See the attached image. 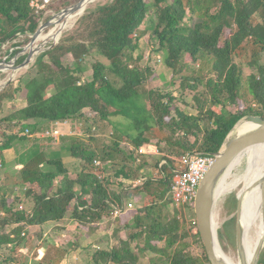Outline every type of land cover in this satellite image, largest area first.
<instances>
[{"label":"trees","instance_id":"16d2710c","mask_svg":"<svg viewBox=\"0 0 264 264\" xmlns=\"http://www.w3.org/2000/svg\"><path fill=\"white\" fill-rule=\"evenodd\" d=\"M30 1L0 0V46L17 35L34 34L38 29L42 14L37 15L30 8ZM78 1L56 0L46 11H61ZM215 6V11L211 12L208 6H200V0H108L92 10L86 8L88 14L80 19V23L87 22L91 29L85 38H61L54 49L41 53L34 63L36 75L22 86L25 105L2 119L10 123L21 122L24 130L30 120L64 122L78 117H99L109 121L112 116H123L122 105L135 102L140 95L138 88L145 80L144 73L139 67L131 66L126 56L137 47L136 40L149 8H155L157 23L154 34L159 48L165 51V65L174 69L183 57L193 63L208 58L212 62L213 73V77L205 83L209 89V101L212 105L226 102L227 105L238 106L236 112L228 114L217 112L213 109L215 106H210L205 111L211 121L210 127L205 129L200 127L198 118L195 120L182 112H177L178 119L169 125L173 131L183 132L175 143L178 151L166 155L162 165L160 161L155 164L162 176L160 179L147 178L142 185L133 188L136 193L143 191L147 197L164 198L170 202L173 205L172 217L164 220L165 215L158 206L155 209L144 205L124 210L122 191L110 190V183L101 176L104 173L101 164L111 154L103 150V156L99 157L97 150H88L73 138L68 153L83 163L77 178L68 176L60 158L45 159L41 154L30 156L21 172V186L27 184L24 198L33 202L32 209L28 212L15 210L13 199L6 196L0 198V250L22 242L28 227L60 222L68 213H71L78 228L92 229L98 221L118 209L120 213L116 219L119 226L133 227L135 231L129 233L128 239H119L118 246L109 251H96L92 256L94 264H210L196 222L191 229H180L185 217L176 216L183 210L173 204L170 190L163 197L162 186L169 182L170 189L172 182L184 171H178L179 166L175 165L180 164L182 156L216 153L241 118L247 115L264 118V66L259 63V56L264 53V0H216ZM188 13H191L190 17H187ZM42 34L43 31L38 36ZM247 44L252 53L247 65L256 72L249 74L245 83L258 109L242 103V69L234 61L247 50ZM28 49L29 46L26 51ZM16 54L17 51H14L11 56ZM65 55H70L76 62L86 55L96 57L91 79L80 83L75 75L80 68L74 70L64 66L62 60ZM24 60L22 56L16 61L22 63ZM148 96L149 101L153 99L152 93ZM7 98L11 100L12 95L4 91L0 93V103ZM151 108L159 111L162 118L157 121L150 113V119L133 121L136 134L128 137L136 150L148 148L151 136L146 134H151L155 126L161 127L168 120L169 107L155 101ZM32 133L34 129L24 135L2 132L0 157L15 141H25ZM131 154L128 156L132 159ZM97 157L99 165L94 164ZM41 162L48 169L39 168ZM132 172L131 169L125 171L123 166L116 174L130 179ZM77 185L79 193L75 189ZM135 200H139L137 196ZM190 207L193 209V205ZM236 207L237 200L232 195L227 199L225 209L232 213ZM235 221L236 217H233L228 224L233 225ZM12 224L16 228L7 233L6 228ZM143 234L144 244L141 247L135 245L138 250L135 252L131 243ZM189 237L193 243L187 240ZM193 244L201 246V253L191 251ZM145 254H149L146 262L140 259ZM1 261L0 256V264ZM48 263L60 264L58 259ZM257 264H264V252Z\"/></svg>","mask_w":264,"mask_h":264},{"label":"rangeland","instance_id":"374dc122","mask_svg":"<svg viewBox=\"0 0 264 264\" xmlns=\"http://www.w3.org/2000/svg\"><path fill=\"white\" fill-rule=\"evenodd\" d=\"M107 1L108 0H99L98 2L90 4L87 9L90 8V10H92L97 5L105 4ZM215 5L216 0H200V6H203V8L208 6L211 9V12L215 11ZM86 10L74 24H70L56 39L49 38L47 41L34 42V48H40L44 44L42 49H45L44 52H46L54 49V47L60 43L61 38L73 37L79 40L84 39L91 29L87 22L80 23V19L88 14V11ZM155 11V8H149L141 32L139 33V38L136 40L137 47L133 52H129L126 56V60L131 66L139 67L144 73L145 80L138 88L140 95L135 99V102L122 105L123 108L121 109V112L123 113V116H112L109 121H104L99 117H91L90 119H82L78 117L72 118V120H66V123H61L60 126L58 125L59 121L49 122L45 120H30L28 126H26V129L24 130L21 127V122L10 123L2 121V119L10 115L13 110L19 109L25 104L22 86L27 80L36 75L37 68L34 66V63L36 58L43 53L41 52L34 55L31 63L26 67L18 70H12L10 68L0 70V93L4 91L5 93L12 95L11 100L7 98L0 103V134L4 132L7 134L15 133L24 135L27 134L28 131L31 132L32 129H34V133L31 134L26 142L23 141L24 143H21L22 141H16L15 144L18 145H14V147L18 151H26L29 149L34 150L39 147L37 143L46 141L53 150L50 157L54 156V154H59L60 157H63L61 153H65L66 151L67 156L70 157L71 155L68 153V149L72 142L71 139L73 140V138H75L73 141L79 142L86 149L97 150L96 153H98L97 155L99 157L103 156V150H105L111 154V157L105 163L101 164V167L104 169V173H101V176L107 179L110 183L109 189L114 192L122 191L125 205L128 209L142 207L144 205L148 206V208L155 209L158 206L162 210V214L165 215L164 220H166L172 217L173 205L170 202L165 201L164 198L153 196L147 197L143 191L141 193H136L133 188L134 186L131 184L127 185L126 183H131L140 177L157 180L162 177L154 166L158 161H160V165H162L165 163L163 158L166 155H173V151H178L175 143L180 139L183 133L180 131H173L172 128L169 127V125H172L173 121L178 119L177 112H182L187 116H191L195 120L198 118L200 127L205 129L210 127L209 125L211 121L205 113L206 110L210 109V106H215L213 109L225 114L236 112L238 106L227 105L226 102H224V104L212 105L209 101L211 98L209 96V89H207L205 83L208 79L213 77V73L211 72L212 62L208 58H203L193 63L185 61L183 57L179 60L174 69L168 68L165 65V51L159 48V41L154 34V29L157 23ZM59 12V10H54L52 13L42 14L39 21V27ZM190 15L191 13H188L187 17H190ZM65 18L67 19L69 16L64 17V19L62 18V20L58 22V18L56 17L54 19L55 25L44 29V34L49 33L50 30H53L61 24ZM258 19L260 21L262 20L259 15ZM31 36L32 34L30 33L17 35L14 39L3 43L0 46V61H11L13 59L11 53L14 51H17L16 55L20 54L18 58L22 56L26 58L29 51H25L24 53L21 52L31 41ZM54 41L57 42L53 43ZM249 44H247V50L243 52L242 56L235 57L234 61L242 69V79L244 80L242 89L240 90L241 101L252 109H258V105L248 93L245 83L247 76L256 72L254 68L251 69L247 65L252 58L251 49L248 47ZM96 60V57L94 58L90 55H86L76 62L70 55H65L62 63L64 66L74 70L80 68L79 73H76L75 75L78 77L79 82L83 83L84 81L91 79L92 66L96 63ZM259 63L264 66V53L260 54ZM20 64L21 63L15 61V66ZM148 93H152L153 99L150 101L148 99ZM155 101L156 103L160 101L162 105L169 107V113L166 115L168 120L166 123H162L160 125L161 127L155 126L151 134H146L147 136H151L149 138L150 146L148 148L142 147L136 150L128 137L136 134V131L133 130V121L137 119H150L151 114H153L157 121L161 119V113L156 109L151 108ZM160 121L162 122L163 120ZM57 128L58 133L55 135L53 132ZM199 135H201V133ZM157 139H160L161 141H158ZM1 141L2 139L0 137V142ZM115 144H117V147H115ZM61 145H63V147ZM64 149H66L65 152ZM131 152L132 159L128 156ZM11 155L13 158V152H11ZM70 158V161H67L68 159H66V165L69 172L68 176L75 179L81 174L83 163H81L79 158L74 156H71ZM96 161L99 162L98 157ZM96 161H94V164ZM16 162L17 161L15 160H8V163H4L2 167H0V178L3 177V175L6 177H4L5 180L2 182L4 185L1 184V186H5V188H0V195L5 191L9 196L19 199L16 205L18 210L30 211L32 208L31 200L24 198V191L20 190L15 184L18 180V170L15 166ZM175 165L176 167L179 166V164ZM123 166L125 171L131 169V171H133V176L130 179L120 181L122 177L117 175L116 172ZM45 169L48 168L45 167ZM183 169L184 168H179L178 171ZM121 183L123 185H121ZM75 188L78 190L79 186L77 185ZM169 190V182L164 183L162 186L163 197L164 195L169 194ZM232 195L236 197V194L232 192L216 203L214 208V221L217 225L219 245L234 261H238L236 248V221L233 225L228 224L233 217H236V210L229 213L225 209V203ZM136 196L139 199L138 201L135 200ZM178 206H181L180 209L183 211L177 214L176 217H182V215L185 217V219L182 218L184 221L180 229H191L195 221L194 210L185 204H178ZM70 215L71 213H68L66 215L67 220L65 219L69 230H67L61 238L59 236V231L57 232L56 229H47L48 227H46L42 232L38 229L34 230L33 227H28L26 229L27 235L24 236L26 243L24 247H20L19 250L14 253L11 251V245L4 246L0 250L2 264H35L36 261L43 263L45 256L48 253L53 257L58 258L57 253L54 255L52 253L54 249L61 251L63 257L65 255V260L64 262L62 261L64 264H94L92 256L96 251H99V247L104 246L106 250L101 249V251H108L112 247L118 246L119 239H128L129 233L135 231L133 227L128 229L119 226L118 219H116L117 216L114 213L111 214V216H106L108 219L99 225L97 231L96 227L92 229H74L69 224L71 222ZM182 219L180 220L181 223ZM43 233H46V235L43 236ZM29 235L30 238L27 237ZM144 239L145 234L133 241L131 243V248L137 252L138 250L135 245H140V247L143 246ZM187 240L193 243L191 237L187 238ZM161 245L163 244L161 243ZM50 247H52V250H49ZM191 251L193 253H201V246L193 244ZM263 252L264 248L261 253ZM148 255L149 254L140 256L141 261L146 262Z\"/></svg>","mask_w":264,"mask_h":264},{"label":"water","instance_id":"95a60500","mask_svg":"<svg viewBox=\"0 0 264 264\" xmlns=\"http://www.w3.org/2000/svg\"><path fill=\"white\" fill-rule=\"evenodd\" d=\"M94 1L95 0H79L75 5L65 8L59 13L53 15L50 20L40 25L35 33L32 34L31 41L27 45V47L29 46L31 48L27 53L25 60L18 66H15V61L20 54L14 56L11 61L5 62L2 60L0 61V70H4V68L18 70L26 67L29 63H31L34 55L45 51V49L38 50L37 47H32L41 31L55 25L54 19L57 16H59L57 20L59 22L68 14L72 15L80 11L83 4L88 6ZM86 8L82 14L85 12ZM27 47H25L21 53H24ZM243 120L251 122L253 126L241 133H237V127ZM258 144H264V118L258 115L244 116L237 121V123L230 130L221 148L216 153L212 154L214 156V161L203 176L197 188L193 203L195 222L210 264H231L220 255L221 249L218 241L217 225L214 222V208L217 202L218 184L235 159L249 147L256 146ZM236 199V248L238 264H257L260 254L264 248V239L257 244L252 257L247 259L243 250V228L238 221L241 209V198L237 196ZM261 211L264 221V193L261 200Z\"/></svg>","mask_w":264,"mask_h":264},{"label":"bare ground","instance_id":"6f19581e","mask_svg":"<svg viewBox=\"0 0 264 264\" xmlns=\"http://www.w3.org/2000/svg\"><path fill=\"white\" fill-rule=\"evenodd\" d=\"M98 1L99 0H95L93 3ZM86 6V4H83L80 11L72 15L68 14L67 16H69V18H65L61 24L53 30H50L49 33L37 36L35 42L47 41L49 38L56 39L61 31L65 30L81 16ZM58 17L59 16H57V18ZM42 47H44V44L37 49L41 50ZM252 126L251 122L243 120L237 127L236 132L241 133ZM183 176L184 171H181L178 179ZM200 182L201 180L198 181V186ZM232 192L236 194V197L239 196L241 198V209L238 221L243 228V250L247 259H250L257 244L264 239V221L261 211V200L264 193V144L249 147L235 159L218 184L216 203ZM220 249V255L225 260L231 264H238V261H234L226 254L221 246Z\"/></svg>","mask_w":264,"mask_h":264},{"label":"crops","instance_id":"0c3cea01","mask_svg":"<svg viewBox=\"0 0 264 264\" xmlns=\"http://www.w3.org/2000/svg\"><path fill=\"white\" fill-rule=\"evenodd\" d=\"M62 27V26H61ZM62 32V31H61ZM60 32V33H61ZM25 105V104H24ZM23 105V106H24ZM22 106V107H23ZM72 120V119H71ZM61 123H66V121H64V122H59V126L61 125ZM68 126V125H67ZM32 129V128H31ZM33 130V129H32ZM56 130H58V128L56 129ZM25 142H26V140H25ZM16 143V141L13 143V145H12V147L10 148V149H8V150H4L3 152H2V154H1V157H0V167H2V165L4 164V163H8V160H15V161H17L16 163H15V166H16V168H17V170H18V172H17V176H18V180L16 181L17 183H15L16 184V186L17 187H19L20 188V190H22V191H24V196H25V190H26V187H27V184H25L24 186H21V183H22V177H21V172H22V170L24 169V166L26 165V163L28 162V159H29V157L30 156H34V155H38V154H41L45 159H49V158H54V159H62V162H63V165H64V167L68 170V167H67V165H66V159H68L67 161H70V157L69 156H67V154H66V149H64V152L65 153H61L62 155H63V157H60L59 156V154H54V156H51L50 157V154L53 152V150H52V148L49 146V143H47L46 141L45 142H39V143H37V145L39 146L38 148H36V149H29V150H26V151H18V150H16V148L14 147V145H18V144H15ZM21 143H24L23 141L21 142ZM32 143V142H31ZM33 144H36V143H33ZM31 145V144H30ZM62 147H63V145H61ZM63 151V150H62ZM11 152H13V158H12V155H11ZM24 152H26V153H24ZM64 154H66V155H64ZM56 155V156H55ZM12 158V159H11ZM45 167H46V165L44 164V162H41L40 164H39V168H41L42 170H46L45 169ZM68 174H69V172H68ZM4 177H5V175H3V177H1L0 178V188H2V189H4L5 188V186H1V184H2V182L5 180L4 179ZM6 178V177H5ZM122 180H126V178H124V177H122L121 179H120V181H122ZM2 185H4V184H2ZM76 189V188H75ZM76 191H78V193L80 192V188L78 189V190H76ZM2 196H6V197H8V198H10V199H13L14 200V209L15 210H18L17 209V207H16V205H17V202L19 201V199L18 198H15V197H13V196H9L5 191H3L2 193H1V195H0V198L2 197ZM84 196L86 197V194H84ZM122 196H123V198H124V195L122 194ZM30 200V199H29ZM32 202V201H31ZM32 207H33V202H32ZM32 209V208H31ZM26 212H28V211H26ZM66 216L60 221V222H51V223H48V224H45V225H43V226H32L33 227V229L34 230H36V229H38V230H40V231H42V230H44L46 227H48L47 229H56L57 230V232L59 231V236H60V238L62 237V236H64L63 234L65 233V232H67V230H69V228L67 227V223H66ZM108 218L107 217H104V218H102L100 221H98L97 223H96V231H97V228L99 227V225L103 222V221H105V220H107ZM70 220H71V222L69 223L70 224V226L72 227V228H74V229H79L78 227H77V223L76 222H74L73 220H72V218H71V215H70ZM31 227V228H32ZM14 228H16V225L15 224H12V225H9L7 228H6V232L8 233V232H10L11 230H13ZM43 232V231H42ZM45 232H46V230H45ZM24 234V233H23ZM44 235H46V233H43V236ZM32 236V235H31ZM27 237H29L30 238V235L29 236H27ZM97 237V236H96ZM59 238V239H60ZM48 242V241H47ZM49 243V242H48ZM26 243H25V239L22 241V242H20L19 244H15L14 246H11L10 248H11V251H12V253H14V252H17L18 250H19V248L21 247H24V245H25ZM100 249H99V251H101V249H103V250H106L105 248H104V246L103 247H99ZM49 250H52V247H50L49 248ZM109 251V250H108ZM50 252V251H49ZM52 253H53V255L55 254V253H57V255H58V258H55V257H53L51 254H46V256H45V259H44V262L43 263H40V262H35V264H49L48 263V261H52V260H59V262H60V264H64L63 262H64V257H65V255H64V257H63V254H62V252L61 251H59V250H57V249H54V251H52ZM63 261V262H62Z\"/></svg>","mask_w":264,"mask_h":264},{"label":"built area","instance_id":"2783aa9c","mask_svg":"<svg viewBox=\"0 0 264 264\" xmlns=\"http://www.w3.org/2000/svg\"><path fill=\"white\" fill-rule=\"evenodd\" d=\"M56 0H31L30 8L37 14H48L52 11L46 9ZM45 11V12H44ZM58 130H54L56 135ZM214 161V156L210 153L190 155L186 154L181 157L179 168H184V176L172 182L170 188V195L175 206L178 204H185L188 206L193 205L196 191L198 188V181L202 180L205 173L208 171ZM96 165L99 162H95ZM146 178L140 177L134 181L127 182L133 186H140L145 182ZM123 209L128 210L125 203ZM120 210L115 209L114 214L117 216Z\"/></svg>","mask_w":264,"mask_h":264}]
</instances>
